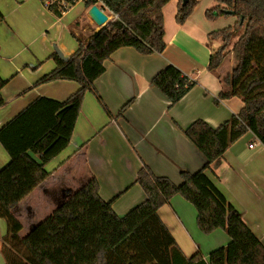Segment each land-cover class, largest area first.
Listing matches in <instances>:
<instances>
[{
  "label": "trees",
  "instance_id": "16d2710c",
  "mask_svg": "<svg viewBox=\"0 0 264 264\" xmlns=\"http://www.w3.org/2000/svg\"><path fill=\"white\" fill-rule=\"evenodd\" d=\"M77 1L53 0L48 8L60 17ZM100 1L119 17L94 31L87 41L78 38L79 48L66 59L56 51L52 57L57 67L36 83L75 80L79 89L63 101L39 96L0 128V143L11 158L0 169V217L8 227L1 246L5 264H264V244L207 174L212 163L248 131L264 145V0H215L216 5L206 11L212 19L231 15L226 10L235 11L234 26L209 33L224 44L212 52L208 69H220L233 35L241 32L232 47L236 64L220 79L218 98L238 97L243 106L219 127L199 118L184 129L205 157L202 168L181 170L182 182L176 184L143 164L135 182L146 199L123 216L116 213L112 201L101 196L99 181L93 176L77 190L66 191L49 216L20 235L23 223L15 210L46 181L50 176L46 165L70 144L86 92L92 91L113 117L95 87V80L105 72V61L123 46L143 54L162 53L166 48L163 9L170 0ZM97 2L84 0L88 8ZM198 3L179 0L176 22L184 24ZM4 20L0 10V22ZM6 82L0 76V107L6 103L2 95ZM196 83L174 64L150 82L170 106ZM132 102L117 117L124 116ZM177 194L195 206L200 230L207 234L225 230L231 238L228 245L211 251L207 259L200 251L186 256L158 212Z\"/></svg>",
  "mask_w": 264,
  "mask_h": 264
},
{
  "label": "crops",
  "instance_id": "0c3cea01",
  "mask_svg": "<svg viewBox=\"0 0 264 264\" xmlns=\"http://www.w3.org/2000/svg\"><path fill=\"white\" fill-rule=\"evenodd\" d=\"M178 5L179 0H170L163 9L167 45L162 53L143 54L123 46L105 61V72L95 80V87L113 117L92 91L86 92L70 144L46 165L50 172L46 181L15 210L23 223L22 237L54 211L66 191L77 190L93 176L99 181L101 196L112 201L116 213L123 216L146 199L143 188L135 182L143 164L176 184L182 182L181 170L195 172L203 167L205 157L184 129L199 118L219 127L239 112L243 101L238 97L218 98L222 87L208 65L220 45L218 39L209 36L216 30L208 22L212 19L206 15L209 8L202 15L195 9L180 25L176 22ZM215 5V0H208L207 7ZM89 8L78 0L58 17L43 0H0L5 16L0 22V76L7 81L2 88L6 103L0 107V128L39 96L63 101L79 89L75 80L36 83L57 67L52 57L56 48L70 56L79 48L78 38L87 41L102 27L91 18ZM169 64L197 81L173 106L150 84ZM130 100L133 102L124 116L117 117ZM10 159L0 143V169ZM207 174L264 244L261 141L248 131L223 158L212 163ZM158 212L188 257L200 251L207 259L211 251L231 240L221 228L202 232L195 206L179 194ZM7 233L6 221L0 217V264H5L1 246Z\"/></svg>",
  "mask_w": 264,
  "mask_h": 264
},
{
  "label": "rangeland",
  "instance_id": "374dc122",
  "mask_svg": "<svg viewBox=\"0 0 264 264\" xmlns=\"http://www.w3.org/2000/svg\"><path fill=\"white\" fill-rule=\"evenodd\" d=\"M207 6H208V0L200 1L198 5L196 6V9H198L197 13H199V15H202L203 11L206 10V8H209V9L211 8ZM107 13L110 14L109 11H107ZM234 17L235 16H231V15H227V16L223 15V16H220L214 19H209L208 22L210 26H213L215 29H220V28H223L229 25L234 26L237 20V18L236 17L234 18ZM240 34L241 32H237L233 35L231 42L226 48V52L228 53V56L226 57L220 69L217 72H213L215 73L217 79L219 80L221 87H222V83L220 79H222L226 75L227 72H230L236 64V59L234 57V52L232 51V47H233L234 42L239 38ZM218 40H219V45L221 47L224 44V41L222 40V38H218ZM24 222H25L26 229H28L29 224L27 220H24Z\"/></svg>",
  "mask_w": 264,
  "mask_h": 264
},
{
  "label": "water",
  "instance_id": "95a60500",
  "mask_svg": "<svg viewBox=\"0 0 264 264\" xmlns=\"http://www.w3.org/2000/svg\"><path fill=\"white\" fill-rule=\"evenodd\" d=\"M184 2H187L188 0H183ZM227 14H235V11L232 10H226ZM89 15L94 20V22L99 26H104L109 21L108 15L97 5L94 4L89 8ZM56 51L60 55L61 58L66 59L67 57L62 53V51L58 48H56Z\"/></svg>",
  "mask_w": 264,
  "mask_h": 264
},
{
  "label": "built area",
  "instance_id": "2783aa9c",
  "mask_svg": "<svg viewBox=\"0 0 264 264\" xmlns=\"http://www.w3.org/2000/svg\"><path fill=\"white\" fill-rule=\"evenodd\" d=\"M84 1V0H83ZM99 2H97L96 4L98 5V4H101V6H103V7H101V9L108 15V18H109V21H113V20H115V19H117L118 17H119V14L118 13H115V12H113L111 9H109L107 6H105L104 5V3L102 2V1H100V0H98ZM53 3V0H45V4H46V6L48 7L49 5H51ZM106 10L107 11H109L110 12V14H108L107 12H106ZM189 80L190 81H192V80H194L192 77H190L189 76ZM254 146V144H250V147H253Z\"/></svg>",
  "mask_w": 264,
  "mask_h": 264
}]
</instances>
